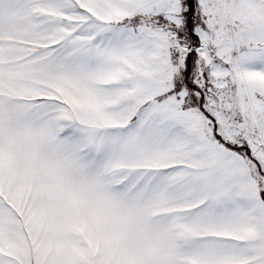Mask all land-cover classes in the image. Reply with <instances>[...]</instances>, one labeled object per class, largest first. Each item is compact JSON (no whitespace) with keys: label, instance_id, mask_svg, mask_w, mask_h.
Masks as SVG:
<instances>
[{"label":"snow or ice","instance_id":"1","mask_svg":"<svg viewBox=\"0 0 264 264\" xmlns=\"http://www.w3.org/2000/svg\"><path fill=\"white\" fill-rule=\"evenodd\" d=\"M0 264H264V0H0Z\"/></svg>","mask_w":264,"mask_h":264}]
</instances>
